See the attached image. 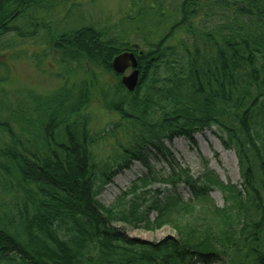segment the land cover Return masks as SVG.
<instances>
[{
  "label": "trees",
  "instance_id": "16d2710c",
  "mask_svg": "<svg viewBox=\"0 0 264 264\" xmlns=\"http://www.w3.org/2000/svg\"><path fill=\"white\" fill-rule=\"evenodd\" d=\"M70 1L0 0V53L12 36L43 34L62 64H77L71 70L91 65L79 87L31 95L28 117L0 103V264H264V0H179L138 56L95 26L60 31V21L38 17ZM161 12L139 18L165 19ZM126 51L137 56L138 85L98 88L116 119L93 132L87 108L97 71L117 78L110 64ZM211 129L234 152L239 184L209 169L188 176L165 144ZM116 132L126 141L98 159L95 148ZM134 164L142 174L104 205L100 194ZM119 225L174 235L144 242Z\"/></svg>",
  "mask_w": 264,
  "mask_h": 264
},
{
  "label": "rangeland",
  "instance_id": "374dc122",
  "mask_svg": "<svg viewBox=\"0 0 264 264\" xmlns=\"http://www.w3.org/2000/svg\"><path fill=\"white\" fill-rule=\"evenodd\" d=\"M179 2V0H71L65 8L59 6L52 11L51 15H48L49 18L42 13L38 17L45 20L51 19L54 23L60 21V31L76 29L84 25L95 26L110 36L128 43L136 52H140L144 49L142 39L153 42L161 36ZM145 9L152 11L160 9L165 19L158 17L159 15L147 16L145 13L139 18ZM28 30L26 28L24 31ZM148 32L150 36L146 34ZM41 36L39 40L17 39L12 36L10 40H7L5 50L0 53V103L7 104L13 110H24L22 114L24 117L31 115L29 114L31 112L27 111L32 104V101L28 99L31 95L47 97L62 87L63 83L65 87L67 85L70 88L72 85L79 87L82 81L90 76L85 73V70L91 69L90 64L83 63L81 70H71L72 66L77 68V64H62L60 57L53 50L51 52L48 45L43 44ZM97 72L98 83L92 87V99L87 108V114L90 117L92 131L99 133L109 129L116 117L103 110L98 88L105 89L107 85L116 83L120 78L99 70ZM16 128L18 129L19 126ZM214 133L215 130L211 129L193 136L194 142L175 139L165 144L179 165L183 169H188V176L196 178L209 169L223 182L239 184L240 177L235 154L233 151L225 150ZM107 138L100 141L95 148L98 159H107L115 152L117 144H124L126 141L121 132H116L114 137ZM3 140L4 138L0 137V141ZM164 167L166 170L169 169L168 166L164 165ZM159 168L160 166H157V169ZM142 172L141 166L132 165L130 170L117 176L98 199L104 205L113 204ZM179 191L184 200L190 197L186 190L180 188ZM210 198L216 205L222 206V196L217 190L211 192ZM118 227L124 229L127 236L144 242L157 243L174 235L168 227L146 233L121 225Z\"/></svg>",
  "mask_w": 264,
  "mask_h": 264
},
{
  "label": "water",
  "instance_id": "95a60500",
  "mask_svg": "<svg viewBox=\"0 0 264 264\" xmlns=\"http://www.w3.org/2000/svg\"><path fill=\"white\" fill-rule=\"evenodd\" d=\"M133 52H123L111 61V70L121 76L120 83L127 92H133L139 82V71L137 68V57ZM141 55V53H139Z\"/></svg>",
  "mask_w": 264,
  "mask_h": 264
}]
</instances>
